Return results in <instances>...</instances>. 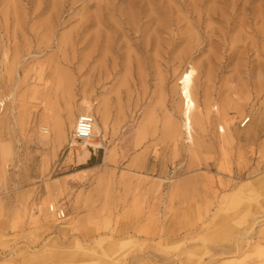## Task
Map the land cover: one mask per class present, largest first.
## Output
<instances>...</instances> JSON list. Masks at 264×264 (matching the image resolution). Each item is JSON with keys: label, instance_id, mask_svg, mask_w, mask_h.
<instances>
[{"label": "rangeland", "instance_id": "rangeland-1", "mask_svg": "<svg viewBox=\"0 0 264 264\" xmlns=\"http://www.w3.org/2000/svg\"><path fill=\"white\" fill-rule=\"evenodd\" d=\"M97 1L0 0V264H264V0H105L69 35ZM82 100L108 118L84 151Z\"/></svg>", "mask_w": 264, "mask_h": 264}, {"label": "bare ground", "instance_id": "bare-ground-1", "mask_svg": "<svg viewBox=\"0 0 264 264\" xmlns=\"http://www.w3.org/2000/svg\"><path fill=\"white\" fill-rule=\"evenodd\" d=\"M68 1L69 0H56L55 3H53V4L51 3L50 6H52V5L55 6L54 15L52 16L55 21L58 20L60 18V15H62L65 11H69L72 8V6H71V7L67 8L68 10L64 9L65 3H68ZM75 1L76 0H70V4L72 5ZM101 2H103V3H101ZM95 7H96L95 13L85 16L84 19L80 22V25H78V29H76V31L73 29L72 32L69 33V35H71V34L74 35L76 33V36H77L79 30H81V31L86 30V26H88V25H90L92 23L100 24V23H104L105 22L106 19L104 20L103 11H104V9L108 10V3L105 0L104 1L103 0H98L96 2V4H95ZM101 10H102V12H101ZM154 12H156L155 9H154ZM144 14L147 16V18L149 17L147 19V21H152L156 17H158L157 13H155V15L147 14V13H144ZM138 16L140 17V14ZM139 19H141V18H139ZM154 21H153V23H154ZM52 22L54 23V21H52ZM56 23H57V21H56ZM143 23H145V20L143 21ZM148 25H149V23H148ZM153 37L154 36H152V38ZM67 38L69 40V37L67 36V34H65L62 37V39H67ZM70 38H73V37L70 36ZM107 60H109L108 63L105 62ZM65 62H67V61H65ZM69 63L73 64L74 62L73 61H69ZM116 66H117V64L115 63L114 59H110L109 57L105 56L104 57V61L96 67V72L95 73L97 74L98 80H101V79L104 80V79H107L109 77V75H113V73H114V71L116 69ZM194 73H195V69L192 66H190V69H188L186 71H183L181 73L180 77L177 80L178 83L180 84L178 86L179 95L182 98V102H181L182 103V113H181V115H182V120H183L182 122H183V125H184L183 127H184V130H186V132L185 131L184 132L187 133V136H189V138H191L190 130H191V126H192L191 125L192 124V113H193V109L195 107V101H194V99L192 97V93H191V86H192V82H193V78H194L193 77ZM78 105H79L78 108H77L78 110L76 111V114H74V117H73V119L71 121V125H70L71 129L74 127L75 119H76L78 114H80V113H93L95 120H94V124H93L92 137L89 139L88 144L90 146L94 147V148L98 147V146H101V144H102V142H101V138L102 137L101 136L103 135V132H105V129L107 128L106 126H107V119L108 118H107L106 109L104 107H102L101 105L95 104L94 102H91L89 100H82V101L79 102ZM65 130H66L65 123L63 121H56V123L54 124V132H55L56 138L64 137ZM81 146H82L83 151L87 149L84 143H81ZM77 150H79V149H77ZM110 159H111L110 151H105L104 155L102 157V160H101V164L107 165L110 162ZM47 221H48V223H50L49 220H47ZM57 250H60L59 243H57Z\"/></svg>", "mask_w": 264, "mask_h": 264}, {"label": "built area", "instance_id": "built-area-1", "mask_svg": "<svg viewBox=\"0 0 264 264\" xmlns=\"http://www.w3.org/2000/svg\"><path fill=\"white\" fill-rule=\"evenodd\" d=\"M251 116L247 115L243 117L239 122V127H244L250 121ZM94 115L92 113H80L77 115L74 123V127L70 133V141L77 142L79 144L84 143L86 147H92L88 144L89 139L92 137ZM43 131L45 127H41ZM54 212L58 218L64 217V211L62 208H55Z\"/></svg>", "mask_w": 264, "mask_h": 264}, {"label": "crops", "instance_id": "crops-1", "mask_svg": "<svg viewBox=\"0 0 264 264\" xmlns=\"http://www.w3.org/2000/svg\"><path fill=\"white\" fill-rule=\"evenodd\" d=\"M91 155H94V152H92ZM90 157H91V156H90Z\"/></svg>", "mask_w": 264, "mask_h": 264}]
</instances>
